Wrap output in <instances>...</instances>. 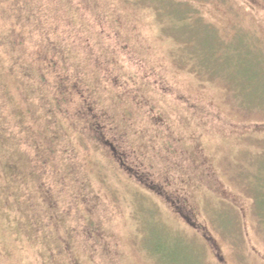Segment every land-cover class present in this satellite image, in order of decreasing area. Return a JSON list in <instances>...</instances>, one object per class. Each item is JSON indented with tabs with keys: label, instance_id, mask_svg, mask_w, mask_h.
Listing matches in <instances>:
<instances>
[{
	"label": "rangeland",
	"instance_id": "obj_1",
	"mask_svg": "<svg viewBox=\"0 0 264 264\" xmlns=\"http://www.w3.org/2000/svg\"><path fill=\"white\" fill-rule=\"evenodd\" d=\"M29 1L0 0V110L20 138L17 146L0 140V264H264V0H203L194 4L202 14L195 34L178 24L176 33L196 38L198 57L221 56L210 66L225 75V100L219 77L199 83L168 56L145 1L64 0L54 18H33ZM49 22L73 48L56 64L55 33L41 32ZM87 102L122 133L124 166L80 137ZM28 123L50 136L43 174ZM36 172L63 224L73 225L68 247L51 255L44 241L48 234L55 248L57 235L44 215L29 213L27 199L39 213L45 202ZM85 210L94 245L79 231Z\"/></svg>",
	"mask_w": 264,
	"mask_h": 264
},
{
	"label": "trees",
	"instance_id": "obj_2",
	"mask_svg": "<svg viewBox=\"0 0 264 264\" xmlns=\"http://www.w3.org/2000/svg\"><path fill=\"white\" fill-rule=\"evenodd\" d=\"M63 1L64 0H50V1L46 0V3H43V0H41L37 3L36 0H30L29 3H27V4L24 2L23 6L27 9L28 12H30L31 10L33 11V15H32L33 18L35 16H37V14L39 12H40L39 15L43 18L46 16H50L49 13L51 14V17L54 18L55 14H56L55 11L57 12L60 10L59 7H61ZM142 1H145L146 6L151 8L150 10L152 11V16L154 17L156 24L157 25L159 24L160 27L163 28V31H165L164 33L167 34L164 39L167 41V48L169 50L168 56L172 60H175L176 64L181 66L184 71H187V73L191 74L193 77L195 76L196 80H198L199 83L200 82L203 83L205 81H212L215 79V77L225 76L223 71L221 70V68L213 70V68H211V66H210L211 65V59H214L218 62H219V60L220 61L222 60L220 55L214 54L213 52L210 51L208 54H211L212 56L206 57L205 61H204V59L202 57H200V56L198 57L196 55V49H195V45H194L196 38H194L193 36L183 38L184 36H187V34L185 35V33L184 34L183 33H180V34L176 33L181 28V26H178V24H182L186 30H191V32L193 34H195V28L191 25L198 23V22H201L202 21L201 20L202 14L199 11V7L196 5H195L196 6L195 7L194 4L199 3L203 0H142ZM50 2H51V6H49ZM90 5L92 7H94V0H91ZM71 8H72V6L69 7V9L65 8V12H67ZM52 12H53V15H52ZM52 22L54 23V20ZM172 25L173 26L176 25L178 27H176L174 30H172V34H171L169 32V29L172 28ZM41 32H45L46 34L49 32L55 33V36L52 35L51 36L52 39L50 40V42H51L50 44L52 46L51 47L52 57L54 59V60H50V62L52 64H54V63L56 64V61L59 60V58L57 56H63V55H66V53H68V51H70V52L72 51V49H73L72 46H70L68 43H66V41H64V39H62V37L57 34L56 27H54V25L51 24V22H49V24H47L45 26V29ZM7 36L8 37H7L6 41L11 45L9 47L12 48V46L17 42L10 36V34H8ZM3 37L6 38V34L3 35ZM250 45L253 47H257V49H261V45L257 40H253L252 42H250ZM220 46H221V44H219V49H221ZM113 56H114V54H113ZM55 57L57 59H55ZM236 58L237 59L233 60V62H238V59H239L238 55L236 56ZM254 60H257V59L254 58ZM32 67L33 66H31V68ZM33 68H34L33 72L37 76V78L40 79L42 81V83L45 82L47 79L46 74L45 73L43 74V72H41L36 67H33ZM133 75H134L133 71H132L131 75H129L128 71L120 74L121 77L122 76L132 77ZM123 79H126V77H123ZM218 83L224 91L223 99L225 100L226 93H227L226 83L222 79ZM83 84H85V83L83 82ZM17 88L19 90L18 85H17ZM87 99H88V97L86 98V100ZM223 99L221 100L222 102L224 101ZM53 105L54 106L52 108L57 110V112L64 113L65 109L62 108V104H60L58 102L56 103L55 101H53ZM94 105L95 104H91V103L87 102V104L85 106L86 107L85 112L87 115L86 119L83 117H80L82 121L77 120V122H76V124H77L76 126L83 133V134H80V137L85 138V136H87V137L91 136L94 139H96L95 144L97 143V141L102 143L104 147L108 148L106 151H109L108 157L110 159V162L116 163L117 165L119 164V166L122 167L125 164L124 159L126 160V158H128V155H129V151L127 149H125V147H123L124 143L122 141H124V140L122 137V133L119 130H115V132H113L112 131L113 129L111 128L112 126L110 125L111 123L109 122L110 121L109 116L106 115V113L98 107H97L98 109L96 110L94 108ZM22 106H23L24 110L25 109L27 110L24 102H23ZM229 106H230L231 110H232V108L234 110L237 107L239 109L240 104L237 101L233 100ZM63 107H64V105H63ZM0 108H1V106H0ZM49 110H51V109H49ZM235 110H237V109H235ZM54 112H56V111H54ZM1 113L2 112L0 110V140L2 142H5V140L8 139L7 141L9 143H14L17 146L19 141H20L19 140L20 138L18 135L19 134V130H18L19 128L16 127V125L13 121H10L9 122L10 127L13 125L15 127H14L13 131H9V127L6 125V123L8 121H7V118L5 116L9 117L10 120H12L13 117L10 114L3 116ZM114 121H115V119H114ZM32 124H33V122H32ZM45 125L46 126L48 125V121H46ZM28 127L32 128L29 130L26 129L30 133V135L39 134V137L37 135L32 137V139H33L32 144L36 149L35 150V158H36L35 161L41 167L38 170L41 174H43L42 173L43 168H46L47 166H49L48 165L49 164L48 158L50 157L49 153L45 150V146H43V145L45 144V142H47L46 139H49L50 136L47 135V132H42V130L39 129L37 124L31 125L30 123H28ZM20 132L22 133V131H20ZM41 139H44V142H42L43 140H41ZM50 151L53 152L54 149L52 147H50ZM66 153H68V151ZM68 155H69V153H68ZM138 158H140V157L138 156ZM28 159H30V157L25 158V161ZM26 164H30V167L32 166L33 169H36L35 166L32 165L29 160L26 162ZM15 165L16 164L13 162L12 165H10V166L13 167ZM67 170L69 171V169H67ZM39 172H36L35 178L37 180L38 189H39L40 193L43 195L42 198L43 197L45 198V202L43 203V206H41L42 207V209H41L42 213H39L40 209L38 210V208H40V207L37 204H34L33 202H31V200L27 199V197H26L25 199H27L28 203L30 204L29 213L31 214V217L33 219L37 216V214H41V216L44 215L46 217L44 223L47 224L48 228L50 227L52 230H54L55 234L57 235V238H58L57 243L58 244L54 248V247H51L50 242H48L52 238L47 234V239L44 241L46 243V251L48 252L49 248H53L55 251H60V250L64 251L68 247L69 242L67 241V236L70 233V230H71L73 225L71 227L70 226L67 227L63 224V222L65 220L63 215L65 213H63V212L59 213V211L57 209H55L53 206V204H56V203H54L55 200L51 199V197L45 193L46 191L41 189V185H40V181H41L40 176L41 175ZM247 188H248V185L245 187V191L247 190L246 194H248V196L250 197V199L252 201V197L249 194L250 190H248ZM24 195H27V194L25 193ZM145 211H148V210L146 209ZM80 217L82 219V220L80 219V221H82V224L79 227V229H80L79 231H80L81 235H84L88 238V240L87 239L86 240H87V243L89 245H94L95 242L98 241V234H97V231H96L94 225L92 226L90 224L91 223V220L89 219L90 216L87 214V211L85 210V211H83V214L80 213ZM83 220H84V222H83ZM87 222H89L88 225H86ZM38 227L39 226L37 224H35V228H37V230H38ZM48 254L51 255V252H48Z\"/></svg>",
	"mask_w": 264,
	"mask_h": 264
}]
</instances>
